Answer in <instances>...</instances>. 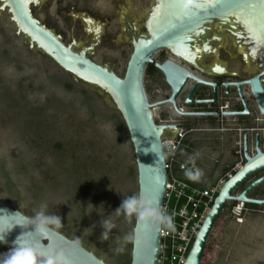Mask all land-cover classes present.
<instances>
[{
    "label": "rangeland",
    "instance_id": "374dc122",
    "mask_svg": "<svg viewBox=\"0 0 264 264\" xmlns=\"http://www.w3.org/2000/svg\"><path fill=\"white\" fill-rule=\"evenodd\" d=\"M66 2L30 0L29 8L74 52L91 49L87 53L91 60L123 77L127 55L117 62H106L103 54L109 52L105 47L92 48L89 39L74 40L69 33L64 36L65 13L58 12ZM105 2L96 1L102 23L110 8ZM125 4L136 8L138 20L144 8L153 6V0H124L121 5ZM115 22L116 26L105 23L104 32H114V40L124 42L119 18ZM0 29V201L76 240L106 264H126L138 188L133 149L118 112L107 94L75 81L29 45L1 0ZM98 34L94 33L96 39ZM146 71L143 85L149 102L156 99L155 90L161 98L167 96L168 87L161 75ZM158 113L152 110L154 119ZM185 132L186 152L177 154V160L193 163L195 171L174 170L175 177L205 186L232 170L223 166L229 161L226 152L211 146L213 135L199 130ZM126 200L133 202L127 209L121 208ZM231 207L227 202L221 211L200 264H264V215L258 212L264 208L256 207L255 212L238 218ZM41 212L45 217H60V223L38 220ZM103 221L112 226L107 239L101 237ZM17 256L26 259L25 254ZM42 261L31 256V264Z\"/></svg>",
    "mask_w": 264,
    "mask_h": 264
},
{
    "label": "water",
    "instance_id": "95a60500",
    "mask_svg": "<svg viewBox=\"0 0 264 264\" xmlns=\"http://www.w3.org/2000/svg\"><path fill=\"white\" fill-rule=\"evenodd\" d=\"M1 2L8 8L18 32L25 36L29 45H34L39 53L75 81L101 90L111 99L127 130L137 170L138 193L130 264H157L161 211L168 182L163 140H172L178 129L155 124L152 109L172 103L177 110L175 100L187 79L196 81L191 94L202 81L169 60L159 64L152 58L159 50L164 49L189 61L194 43L205 38L203 34L215 23L224 25L228 30L232 27L240 32L235 35L244 39L245 43H250V38L258 42L260 49L264 51V0H153L154 11L148 31L134 41L123 77L94 63L87 56V51L74 52L72 46L65 45L52 30L43 26L32 15L26 0ZM232 22L238 23L239 27ZM223 32L224 44L232 46V36ZM219 43H212L214 50ZM148 65H154L162 72L166 84L171 88L169 99L156 104L149 103L143 85V74ZM257 81L256 77L249 83L259 108L264 113V98ZM190 96L186 99L187 103H191ZM263 170L264 154L258 152L253 157H245L241 168L223 184L214 198L183 264L201 263L211 230L227 202L264 206V198L247 197L256 185L264 182V175L250 183L238 195H232L242 183ZM0 237H3L0 239V264H17L22 261L17 255L21 257L22 254H30L44 261L56 253H62L66 264H106L76 240L25 216L2 201Z\"/></svg>",
    "mask_w": 264,
    "mask_h": 264
},
{
    "label": "flooded vegetation",
    "instance_id": "af4514ba",
    "mask_svg": "<svg viewBox=\"0 0 264 264\" xmlns=\"http://www.w3.org/2000/svg\"><path fill=\"white\" fill-rule=\"evenodd\" d=\"M96 1L67 0L65 5L60 6L58 13H65L62 15L65 29L61 32L65 37L66 33H69L74 40L89 39L92 48L94 45L105 47L109 52V54H103L106 62H117L118 58L123 55H127L128 61L134 41L148 31L151 14L154 11L153 6L144 8L143 16H139L137 20L136 8L128 7L127 4L121 5L124 0H107L105 4H109L110 8L105 13L102 23L96 12ZM117 18L123 27L121 33L126 39L124 42H121L119 38L114 40V32L107 30L104 32L105 23L116 26ZM232 23L239 27L238 23ZM46 24L50 23L47 21ZM98 24L102 27L101 33H99ZM210 28L207 33L203 34L205 38L194 43L189 61L176 57L164 49L155 54L156 60H154L155 56L153 57L155 63L161 64L169 60L202 81L191 94L196 81L188 78L175 100L178 111L172 103L157 106L152 109L159 111L154 122L160 126H174L178 132L185 133V136L187 134L185 131L197 130L213 135L215 139L212 140L211 146L225 151L229 159L223 166L240 169L245 162V157H253L258 152L264 154V113L260 110L249 83L257 77L258 87L264 98V51L260 49L258 42L250 38L248 39L250 43H245L244 39L235 35L239 31H235L232 27L228 30L224 25L215 23ZM216 28L220 30L217 31ZM223 31L232 36V46L228 47L224 44ZM0 32H2L1 29ZM94 33L100 34H98V39L94 37ZM213 42H220L215 50L212 47ZM79 44L82 45L84 42H79ZM83 50L87 53L92 51L91 49ZM151 66H153V72L150 75L159 74L165 82L162 72L154 65ZM167 87V96L161 98L158 96L160 91L155 90L153 93L156 99L149 103L156 104L169 99L172 92L168 85ZM189 95H191V103L186 102ZM166 107L168 109L163 111L162 109ZM183 142L181 147H183ZM263 175L264 170L252 176L253 178L250 177L249 181L244 182L248 181L244 186V183L239 186L243 187L241 191ZM247 197L263 199L264 182L256 185Z\"/></svg>",
    "mask_w": 264,
    "mask_h": 264
},
{
    "label": "built area",
    "instance_id": "2783aa9c",
    "mask_svg": "<svg viewBox=\"0 0 264 264\" xmlns=\"http://www.w3.org/2000/svg\"><path fill=\"white\" fill-rule=\"evenodd\" d=\"M185 138V133L178 132L172 140H163L165 167L168 182L162 207L160 247L157 264H183L191 248L194 237L207 215L214 198L223 184L231 178L239 167L232 169L215 181L209 189H200L174 176V170L185 173L194 172L193 163L186 164L177 160V152ZM168 146H171L170 148ZM232 195H238L233 192ZM231 213L241 217L256 211V206L242 202H231ZM264 215V209L258 210Z\"/></svg>",
    "mask_w": 264,
    "mask_h": 264
},
{
    "label": "clouds",
    "instance_id": "9594fccd",
    "mask_svg": "<svg viewBox=\"0 0 264 264\" xmlns=\"http://www.w3.org/2000/svg\"><path fill=\"white\" fill-rule=\"evenodd\" d=\"M135 198H133L134 200ZM133 200H126L122 202L121 208L127 209L128 206L133 202ZM43 218L44 220H55L58 224L60 223V217L53 216V217H45L43 213H39L37 216V219ZM102 228L104 229L101 233V237L104 239H107L108 237V229H110L112 226L108 223V221L102 222ZM0 239H3V237H0ZM11 264V262H9ZM41 264H66V261L64 260V257L62 253H56L54 256H49L46 260L42 261Z\"/></svg>",
    "mask_w": 264,
    "mask_h": 264
},
{
    "label": "trees",
    "instance_id": "16d2710c",
    "mask_svg": "<svg viewBox=\"0 0 264 264\" xmlns=\"http://www.w3.org/2000/svg\"><path fill=\"white\" fill-rule=\"evenodd\" d=\"M148 74H152V72H153V66H151V65H149L148 67H147V71H146ZM183 152H186V150L183 148V147H180L179 148V150H178V154L179 153H183ZM186 182H188L190 185H192V186H194V187H198V188H200V189H209L211 186H212V184H209V185H205V186H198V185H196V184H193V183H191L190 181H188V180H185ZM252 207H256V206H254V205H252ZM54 229V228H53ZM56 230V229H55ZM56 231H58V230H56ZM59 232V231H58ZM60 233V232H59ZM130 245V244H129ZM126 264H130V250H129V256H128V260H127V263Z\"/></svg>",
    "mask_w": 264,
    "mask_h": 264
},
{
    "label": "snow or ice",
    "instance_id": "6c2138e0",
    "mask_svg": "<svg viewBox=\"0 0 264 264\" xmlns=\"http://www.w3.org/2000/svg\"><path fill=\"white\" fill-rule=\"evenodd\" d=\"M26 259L24 261H18L17 264H31V255L25 254Z\"/></svg>",
    "mask_w": 264,
    "mask_h": 264
},
{
    "label": "bare ground",
    "instance_id": "6f19581e",
    "mask_svg": "<svg viewBox=\"0 0 264 264\" xmlns=\"http://www.w3.org/2000/svg\"><path fill=\"white\" fill-rule=\"evenodd\" d=\"M29 1H30V0H26L27 7H28V8H29ZM85 52H86V50H85ZM154 56H155V55H154ZM154 56H153V57H154ZM152 59H153V58H152Z\"/></svg>",
    "mask_w": 264,
    "mask_h": 264
}]
</instances>
